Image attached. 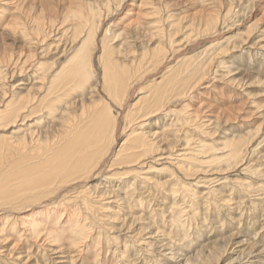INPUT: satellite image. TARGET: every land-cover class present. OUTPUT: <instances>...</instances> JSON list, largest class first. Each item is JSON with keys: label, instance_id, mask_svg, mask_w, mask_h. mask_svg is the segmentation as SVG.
<instances>
[{"label": "rangeland", "instance_id": "rangeland-1", "mask_svg": "<svg viewBox=\"0 0 264 264\" xmlns=\"http://www.w3.org/2000/svg\"><path fill=\"white\" fill-rule=\"evenodd\" d=\"M92 8L102 18L100 23L95 17L97 48L92 53L95 59L99 55L102 29L122 28L126 21L139 14L141 29L151 26L156 32L162 27L160 43L168 50L171 47L168 34L177 31L173 39L175 55L171 50L170 54L164 52L169 57H166L168 68L200 65L203 80L192 88L188 97L176 103L177 108L187 103L189 109H197L195 125L180 131L173 150H164L155 159L147 160L153 167L142 170L146 179L135 178L134 172L127 171L125 166H114L111 170L97 171L85 180L91 186L94 200L99 191L106 190L113 193V198L104 195L101 197L104 200L96 204L102 208L88 214L85 221L89 233L81 244L77 243L79 256L75 264H264V0H0V59L3 56L0 78L4 76L0 85L3 89H10L11 82L30 83L36 66L45 60L47 63L53 62L50 59L68 58L78 44L76 41L70 47L69 29L89 18L87 10ZM209 15L218 22L210 32L204 29ZM38 21L43 33L36 26ZM119 40L112 43L116 45ZM146 41L141 39L144 45L148 44ZM141 42L138 45L133 42L138 48L135 55L141 52ZM178 49H185L184 53ZM9 55L12 61L8 60ZM119 58L123 59L124 54ZM96 65L101 71L97 60ZM98 74L95 82L100 86ZM199 77L195 80L199 81ZM63 108L59 107L61 111L57 110L56 116H61ZM48 121L42 124V129L49 128L56 136H62L61 122ZM22 126L18 122L20 128L16 130H23ZM240 135L246 136L248 142L241 147L239 158L232 160V156L227 157L230 147H224V142ZM187 140L190 141L186 146ZM203 144L213 149L200 153ZM188 149L196 153L198 160L181 159L188 163L186 174L172 159ZM171 153L174 155L170 157ZM11 155L2 161L13 160ZM215 157L221 159L206 162ZM125 190L134 191V195L123 198ZM42 200H39L40 209L46 205ZM34 202L18 200L14 204L24 211ZM5 214L0 212V223ZM7 235L0 232V264L36 261L49 264L45 241ZM15 240L18 249L7 254V246Z\"/></svg>", "mask_w": 264, "mask_h": 264}, {"label": "bare ground", "instance_id": "bare-ground-1", "mask_svg": "<svg viewBox=\"0 0 264 264\" xmlns=\"http://www.w3.org/2000/svg\"><path fill=\"white\" fill-rule=\"evenodd\" d=\"M89 11V18L69 27L72 37L70 47L76 41L78 44L72 46L74 49L68 58L40 63L36 66L30 83H25V80H20L19 84L11 82L8 90L0 85V212H6L4 218H1L0 232H5L7 237L11 233L24 240L45 241V255L50 257L49 264H75L79 256L77 243L83 241L89 233L86 227L88 214L102 208L96 204L100 203L104 195L113 198V193L106 190L99 191V199L94 200L91 186H87L85 181L90 175L101 170H111L114 166H125L127 171L134 172L135 178L146 179L142 170L153 167L147 160L155 159L164 150H173L180 131L185 126L195 125V119L199 115L197 109H189L187 103L177 108L176 103L188 97L192 88L200 85L203 76L200 65L185 64L184 67L182 64L181 67L176 63L179 66L177 70L168 68L164 52L169 51L170 54V50H176L173 39L177 31L168 34L171 38L168 50L160 43L164 33L162 27L156 32L151 26L150 29H141V15L138 14L140 18L137 16L126 21V26L122 28L112 27L113 30L109 28L110 31L106 29L107 32L102 29L99 34L101 40L98 42L99 55L95 59L92 53L97 48L94 42L97 36V14L93 8L87 10L88 13ZM228 14L229 11L226 15ZM99 19H102L101 16ZM216 23L217 18L209 15L204 25L205 31L214 30ZM36 26L40 32H44L39 21ZM143 38L148 41L147 45L141 42ZM116 39H120V42L115 45L112 42ZM133 42H141V52L139 50L137 55L135 49H138V44L134 45ZM150 43L155 45L150 46ZM68 51L66 52L70 53L71 50ZM123 54L124 58L120 59L119 55ZM2 57L0 61H3ZM8 60L12 61L10 55ZM96 60L101 71L96 68ZM99 72L100 86L95 82V74ZM197 76H201L199 81H196ZM61 105L64 108L58 118L56 115L61 111L58 110ZM48 120L56 124L61 122L62 136H56L49 128L42 129V124L45 121L48 123ZM18 122L24 128L19 132L16 130L21 127H17ZM198 124L197 127H200ZM9 129L11 132H8ZM189 141L187 140L186 146ZM247 142L248 139L243 135L226 140L224 147H230L227 157L232 156V160L233 157L239 158L241 147ZM210 149L213 146L203 144L199 152L206 153ZM11 154L14 156L13 160L9 159L4 163L2 159H7ZM213 154L216 155L215 152ZM168 155L171 157L174 154ZM169 156L165 157L169 159ZM181 159L191 162L198 160V156L191 149L174 155L173 164L186 173L188 170L185 166L188 163ZM220 159L215 157L206 162ZM110 174L115 175L113 172ZM128 191H123V198L132 197L134 191ZM40 199L46 204L44 209H40ZM18 200L36 202L23 211V208H17L14 204ZM17 241L7 246V254H13L18 249ZM24 258L27 261V257ZM36 262L34 263L39 264Z\"/></svg>", "mask_w": 264, "mask_h": 264}]
</instances>
